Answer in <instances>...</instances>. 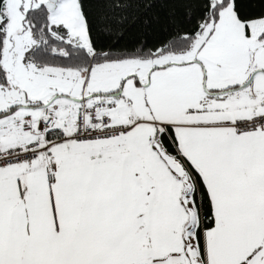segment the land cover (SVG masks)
<instances>
[{"label": "snow or ice", "instance_id": "1", "mask_svg": "<svg viewBox=\"0 0 264 264\" xmlns=\"http://www.w3.org/2000/svg\"><path fill=\"white\" fill-rule=\"evenodd\" d=\"M0 264H264V0H0Z\"/></svg>", "mask_w": 264, "mask_h": 264}, {"label": "trees", "instance_id": "2", "mask_svg": "<svg viewBox=\"0 0 264 264\" xmlns=\"http://www.w3.org/2000/svg\"><path fill=\"white\" fill-rule=\"evenodd\" d=\"M169 7L170 6H159L158 5L156 8L153 9V12L158 13L161 16L162 20H164L167 16V12L169 10ZM149 39L151 40L152 37L150 36Z\"/></svg>", "mask_w": 264, "mask_h": 264}]
</instances>
